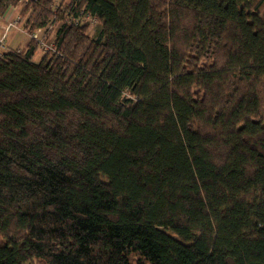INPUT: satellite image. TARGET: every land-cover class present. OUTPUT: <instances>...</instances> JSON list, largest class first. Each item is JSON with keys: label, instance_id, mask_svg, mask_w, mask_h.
Masks as SVG:
<instances>
[{"label": "trees", "instance_id": "16d2710c", "mask_svg": "<svg viewBox=\"0 0 264 264\" xmlns=\"http://www.w3.org/2000/svg\"><path fill=\"white\" fill-rule=\"evenodd\" d=\"M53 1L0 57V264H264V0Z\"/></svg>", "mask_w": 264, "mask_h": 264}, {"label": "built area", "instance_id": "2783aa9c", "mask_svg": "<svg viewBox=\"0 0 264 264\" xmlns=\"http://www.w3.org/2000/svg\"><path fill=\"white\" fill-rule=\"evenodd\" d=\"M26 3V0H20L16 6H10L11 8V14L9 17L6 18V27H5V32L0 35V57H2V54L5 51H8L6 49L5 45V40H6V34L12 29H17L20 26L21 20L19 17V13L17 12L18 6L22 7ZM17 12V13H16ZM86 22L87 23V28H91L93 25H96V20L95 18L91 17L90 15H83L81 14V17L77 20L74 21V24H82ZM57 26H55L54 23L49 24L45 30L46 35H40L38 33L40 32H35L29 36V39H32L34 41H37L39 44V49L41 52H47L52 50V40H53V34L56 30Z\"/></svg>", "mask_w": 264, "mask_h": 264}, {"label": "crops", "instance_id": "0c3cea01", "mask_svg": "<svg viewBox=\"0 0 264 264\" xmlns=\"http://www.w3.org/2000/svg\"><path fill=\"white\" fill-rule=\"evenodd\" d=\"M11 8L9 7L6 12L0 16V35L5 32L6 18L9 17ZM29 44V36L25 30L19 26L17 29H12L6 34L5 45L6 49H24ZM36 52L34 53V56ZM33 56V57H34ZM33 61V58H32ZM34 62V61H33Z\"/></svg>", "mask_w": 264, "mask_h": 264}, {"label": "rangeland", "instance_id": "374dc122", "mask_svg": "<svg viewBox=\"0 0 264 264\" xmlns=\"http://www.w3.org/2000/svg\"><path fill=\"white\" fill-rule=\"evenodd\" d=\"M68 2H69V0H54V1H53V6H54V8H55L56 6H58V5H60V4H67ZM20 9H21V7L18 6V9H17V12H18V13L20 12ZM10 12H11V11H10ZM17 12H16V13H17ZM24 18H25V17H24ZM23 21H24V19L21 21V23H20V27L23 26ZM93 26H94V25H93ZM96 28H98L97 25L94 26V27H92L91 29L87 28L86 33L88 32L87 34L91 35V34L94 32V30H95ZM38 34L41 35V32L38 33ZM41 54H42V52L40 51V49H38V50H37V53H36L35 56L33 57V61H34V62H39V60L41 59Z\"/></svg>", "mask_w": 264, "mask_h": 264}]
</instances>
